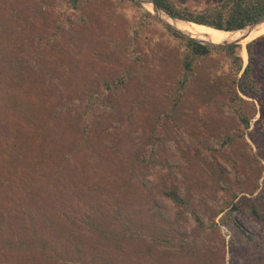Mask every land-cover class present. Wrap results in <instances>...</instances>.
Returning a JSON list of instances; mask_svg holds the SVG:
<instances>
[{
	"label": "rangeland",
	"instance_id": "374dc122",
	"mask_svg": "<svg viewBox=\"0 0 264 264\" xmlns=\"http://www.w3.org/2000/svg\"><path fill=\"white\" fill-rule=\"evenodd\" d=\"M119 2L97 0L82 19L64 0H0V51L8 62L0 68V264H264V224L249 211L256 203L264 214V95L246 97V111L256 108L248 129L215 98L179 100L168 61L149 46L169 33L167 24L157 16L147 23L153 4L128 17ZM214 2L180 3L201 10ZM160 14L206 36H241L236 51L244 64L247 40L264 36V20L224 34ZM139 22L137 42L115 52L111 37L131 36ZM121 73L133 76L118 90V110L88 109L89 95H110L104 80ZM232 135L233 147L221 152L219 141ZM145 157L155 165L139 164ZM217 164L228 171L241 203L236 217L254 241L213 223L224 201L221 181L211 178ZM174 185L204 226L164 193ZM155 199L174 222L156 214ZM121 212L143 226L123 236L114 223Z\"/></svg>",
	"mask_w": 264,
	"mask_h": 264
},
{
	"label": "trees",
	"instance_id": "16d2710c",
	"mask_svg": "<svg viewBox=\"0 0 264 264\" xmlns=\"http://www.w3.org/2000/svg\"><path fill=\"white\" fill-rule=\"evenodd\" d=\"M97 0H64L66 11L68 13L78 14L82 19H86L85 13L87 12V6ZM157 5L169 13L178 18L190 20L187 22L193 23L197 26L205 27L211 31L217 32H234L242 30L250 24H253L260 19L264 18V0H215L213 4L204 7L201 10L193 9L191 6L183 5L180 3L182 0H154ZM123 2H130L127 7L121 6ZM139 0H120L118 9L124 11L128 17L135 15L137 7H141ZM144 17H148L147 23H150L151 19H156L155 15L150 11H146ZM166 21V20H165ZM175 28L192 36L193 38L211 42L214 44H223L225 42H237L226 45H210L202 43L198 40L188 38L178 31L167 27L169 33L156 34L151 39L150 47L155 51H159L163 58L166 59L171 67L170 74L171 79L176 84L174 89L175 96L178 99L186 98L190 95L199 97L200 99H213L215 98L219 107L225 110L233 112L238 116L243 124V128L248 129L251 125V120L256 114V108L249 113L246 111V105L249 101L246 97L252 99L259 98L264 95V79L260 75L264 74V36L257 34L249 38L246 42L248 51V63L245 66L243 57L237 53L236 48L243 44L241 36H230L227 38L210 37L196 32L189 31L177 24L171 23ZM140 23V22H139ZM144 22L140 25L136 23L131 26V36H122L119 38L111 37V41L115 42L116 51L123 52L129 49L130 45H134L139 36H141L144 29ZM228 30V31H226ZM239 45V46H238ZM2 47L0 48V50ZM220 55L216 57L214 55ZM221 54H223L221 56ZM142 56L137 55V61ZM142 60V59H140ZM9 61V60H8ZM10 56V66H15V61ZM7 59L3 56V52L0 51V68L7 64ZM16 71V70H15ZM15 72L10 76V79H14ZM120 77L113 76L110 80H104V83L109 89L110 95L99 93L98 95L93 93L87 98L88 109L93 104L101 103L111 107L114 111L119 108L117 100V93L123 86H127L131 82L132 74L121 73ZM16 78V77H15ZM15 80V79H14ZM2 79L0 78V91L3 90ZM11 129V128H10ZM236 139V135L228 136L219 141L220 151L230 149L233 147V142ZM157 139H154L156 141ZM85 143L78 144L81 147ZM158 145L154 142L152 150L156 152ZM215 149V147H210ZM152 158V157H151ZM143 158L139 164L155 165L156 161ZM256 159V158H255ZM257 160V159H256ZM232 167H235L232 160H228ZM258 161V160H257ZM213 172L211 178L218 176L221 183V191H224V201L220 208H218V214H221L220 221L213 219L215 225H229L237 228L242 234L247 236L251 241H254V237L248 232V230L237 219L236 214L241 210V203L238 198V194L233 190L231 184H229L228 171L220 164L216 166L211 165ZM60 165L56 167L54 174L60 172ZM53 174V176H54ZM164 193L176 204L184 206L188 211H191L198 224L204 226V218L197 213L196 208L191 204L189 198L180 195L178 187L176 185L166 189ZM230 195V196H228ZM154 204L157 208L156 214L162 217L165 221L174 222L167 218L161 210V204L158 200H154ZM29 213L28 210H23ZM249 211L258 221L264 224V214L262 209L253 203L249 206ZM182 211H177V218L181 216ZM36 214H42L36 212ZM131 214L134 213L131 211ZM134 217V216H133ZM131 215H125L121 212L119 217L115 216V224H120V233L125 236L134 231V228L140 227V223L133 219ZM34 218H37L35 216ZM32 221H35V219ZM147 225V224H146ZM143 226V225H142ZM141 226V227H142ZM100 231L104 235H108L107 230L100 228ZM117 232H113V234ZM36 234L33 235L34 238ZM64 237H66L64 235ZM38 242V238L33 240ZM45 244L49 241H43ZM25 243V242H23ZM35 244V243H34ZM88 264H92V261L88 260Z\"/></svg>",
	"mask_w": 264,
	"mask_h": 264
},
{
	"label": "water",
	"instance_id": "95a60500",
	"mask_svg": "<svg viewBox=\"0 0 264 264\" xmlns=\"http://www.w3.org/2000/svg\"><path fill=\"white\" fill-rule=\"evenodd\" d=\"M139 1H140L141 3H143V4H146V3H148V4H153L154 11L149 10L152 14H154L155 16H157L158 18H160L165 24H167V26L171 27L172 29L178 31L179 33H181L182 35H184V36H186V37H188V38H192V39L198 40V41H200V42H202V43H206V44H210V45H226V44H231V43H238V41H237V42H225V43H223V44H214V43H211V42H207V41H204V40H199V39L193 38L192 36H190V35H188V34L182 32V31H180L179 29L175 28L172 24L166 22V21L162 18V16H161L160 13H164V14H166L169 18H172L173 20H184V21H190V20H185V19H182V18L175 17V16H173V15H170L169 13H167L166 11H164L163 9H161V8L157 5V3H156L154 0H139ZM263 20H264V18L260 19L259 21L255 22V23H253V24L248 25V26L245 27V28H251V27L253 28V27H255L259 22H262ZM245 28H243V29H245ZM226 31H228V30H226ZM247 63H248V62H247ZM247 63H245V66L247 65Z\"/></svg>",
	"mask_w": 264,
	"mask_h": 264
},
{
	"label": "bare ground",
	"instance_id": "6f19581e",
	"mask_svg": "<svg viewBox=\"0 0 264 264\" xmlns=\"http://www.w3.org/2000/svg\"><path fill=\"white\" fill-rule=\"evenodd\" d=\"M262 23V22H261ZM260 24V23H259ZM258 24V25H259ZM263 29V28H262ZM222 33V32H221ZM224 34H225V32H224ZM255 34V33H254ZM221 35H223V34H221ZM247 36V35H246ZM251 35H249V37H250ZM216 37V36H215ZM243 55H244V57L245 58H248V52H247V49L245 48V46H244V48H243Z\"/></svg>",
	"mask_w": 264,
	"mask_h": 264
},
{
	"label": "built area",
	"instance_id": "2783aa9c",
	"mask_svg": "<svg viewBox=\"0 0 264 264\" xmlns=\"http://www.w3.org/2000/svg\"><path fill=\"white\" fill-rule=\"evenodd\" d=\"M222 231L224 232V233H226L227 231H228V228L226 227V226H222Z\"/></svg>",
	"mask_w": 264,
	"mask_h": 264
}]
</instances>
